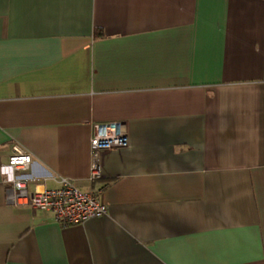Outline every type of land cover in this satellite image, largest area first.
<instances>
[{
	"label": "crops",
	"instance_id": "1",
	"mask_svg": "<svg viewBox=\"0 0 264 264\" xmlns=\"http://www.w3.org/2000/svg\"><path fill=\"white\" fill-rule=\"evenodd\" d=\"M15 145L106 214L12 204ZM0 264H264V0H0Z\"/></svg>",
	"mask_w": 264,
	"mask_h": 264
},
{
	"label": "built area",
	"instance_id": "2",
	"mask_svg": "<svg viewBox=\"0 0 264 264\" xmlns=\"http://www.w3.org/2000/svg\"><path fill=\"white\" fill-rule=\"evenodd\" d=\"M128 136L121 123L95 124L89 140L91 166L89 180L101 177L98 154L105 150L127 147ZM31 158L18 145L12 148L7 165L1 168L6 182L12 187L9 201L14 205L28 207L30 210L51 212L54 219L62 225L80 224L88 219L106 214V206L94 190L80 191L67 179H60L59 188L41 193L28 192L25 187Z\"/></svg>",
	"mask_w": 264,
	"mask_h": 264
}]
</instances>
